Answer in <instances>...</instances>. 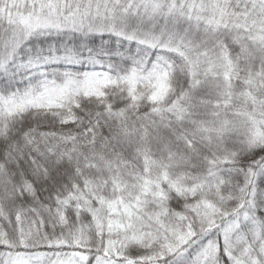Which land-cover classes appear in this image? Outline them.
<instances>
[{"label": "snow or ice", "instance_id": "obj_1", "mask_svg": "<svg viewBox=\"0 0 264 264\" xmlns=\"http://www.w3.org/2000/svg\"><path fill=\"white\" fill-rule=\"evenodd\" d=\"M0 264H264V0H0Z\"/></svg>", "mask_w": 264, "mask_h": 264}]
</instances>
